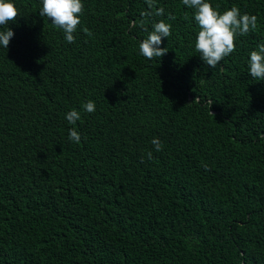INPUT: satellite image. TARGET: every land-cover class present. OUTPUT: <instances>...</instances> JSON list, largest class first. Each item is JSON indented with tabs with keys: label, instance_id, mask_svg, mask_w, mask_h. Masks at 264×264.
<instances>
[{
	"label": "trees",
	"instance_id": "trees-1",
	"mask_svg": "<svg viewBox=\"0 0 264 264\" xmlns=\"http://www.w3.org/2000/svg\"><path fill=\"white\" fill-rule=\"evenodd\" d=\"M13 2L0 46V264H264V81L248 66L264 0H209L257 16L216 68L182 0H82L74 43L39 15L42 0ZM159 8L145 31L141 12ZM159 20L169 50L148 60L139 44Z\"/></svg>",
	"mask_w": 264,
	"mask_h": 264
},
{
	"label": "clouds",
	"instance_id": "clouds-1",
	"mask_svg": "<svg viewBox=\"0 0 264 264\" xmlns=\"http://www.w3.org/2000/svg\"><path fill=\"white\" fill-rule=\"evenodd\" d=\"M149 9L155 7L156 0H145ZM188 8L195 9L194 20L199 27L196 37L195 50L199 53L201 60L211 68H216L225 57L229 56L236 49L235 40L237 36L247 35L257 28V16L249 13H241L239 7L232 6L220 12L219 6L213 7L209 0H182ZM84 4L82 0H42V7L39 11L41 17H47L51 24L63 30L64 38L68 43L75 42L74 33L77 32L81 24ZM163 8L152 11H142V19L139 21L141 28H144L147 18L156 15L161 16ZM19 9L13 0H0V26H7L5 30H0V46L8 49L10 39L14 32L8 27L9 22L17 20ZM174 19V17H169ZM131 26H136V21L131 22ZM151 31L148 32L139 44L140 54L148 60L161 58L168 52L167 47H161L163 38L171 35V24L165 20L152 23ZM148 31L147 28H144ZM90 36L92 33L85 30ZM249 75L257 81H264V44L257 46V50L250 53L248 61ZM85 111L91 113L95 111L94 101L89 100L83 105ZM69 124L75 125L81 119L80 112L71 110L66 114ZM69 140L80 143L81 135L75 127L69 130ZM155 151L162 150V141L154 137L151 141ZM148 159H152V152L147 153ZM143 160V158H142ZM206 167V166H205Z\"/></svg>",
	"mask_w": 264,
	"mask_h": 264
}]
</instances>
